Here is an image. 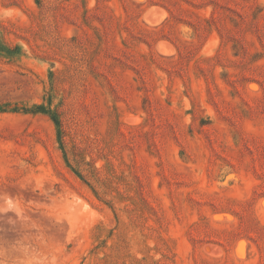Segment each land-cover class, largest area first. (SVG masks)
<instances>
[{"label": "rangeland", "instance_id": "1", "mask_svg": "<svg viewBox=\"0 0 264 264\" xmlns=\"http://www.w3.org/2000/svg\"><path fill=\"white\" fill-rule=\"evenodd\" d=\"M0 45V264H264V0H0Z\"/></svg>", "mask_w": 264, "mask_h": 264}, {"label": "trees", "instance_id": "2", "mask_svg": "<svg viewBox=\"0 0 264 264\" xmlns=\"http://www.w3.org/2000/svg\"><path fill=\"white\" fill-rule=\"evenodd\" d=\"M0 52L1 53H5L7 55H12L14 53H16V50H12L11 48H8L6 46H2L0 45ZM33 111H40V112H45V113H49L51 119L53 120L54 124L57 127V132H58V138L61 144V149L63 151V154L65 156V159L69 165V167H71V169L81 178H83V172L86 171L89 175L92 176V173L90 172V170H85L82 166V162L80 160H76V159H72V162H74L73 164L69 163V158H67L66 156V152L64 150L63 146V142H62V137H63V127H62V120L60 118L59 112L58 111H53V112H49L46 110V108L44 106H36L35 110Z\"/></svg>", "mask_w": 264, "mask_h": 264}, {"label": "clouds", "instance_id": "3", "mask_svg": "<svg viewBox=\"0 0 264 264\" xmlns=\"http://www.w3.org/2000/svg\"><path fill=\"white\" fill-rule=\"evenodd\" d=\"M7 199L8 200H11L12 198H10L9 196L7 197ZM6 202V201H5ZM13 211V212H15V210L14 209H12V208H4V209H0V213H6V212H8V211ZM16 213V212H15ZM17 214V213H16ZM18 215V214H17Z\"/></svg>", "mask_w": 264, "mask_h": 264}, {"label": "bare ground", "instance_id": "4", "mask_svg": "<svg viewBox=\"0 0 264 264\" xmlns=\"http://www.w3.org/2000/svg\"><path fill=\"white\" fill-rule=\"evenodd\" d=\"M1 156H2V155H1ZM2 160L5 161V162L7 161L6 158H2ZM6 165H7V164H6ZM0 170L3 171V170H4V166H1V167H0ZM3 188H4V187H3Z\"/></svg>", "mask_w": 264, "mask_h": 264}]
</instances>
